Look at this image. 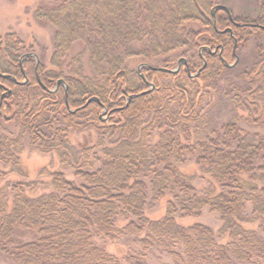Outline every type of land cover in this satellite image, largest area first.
Here are the masks:
<instances>
[{"label": "trees", "instance_id": "obj_1", "mask_svg": "<svg viewBox=\"0 0 264 264\" xmlns=\"http://www.w3.org/2000/svg\"><path fill=\"white\" fill-rule=\"evenodd\" d=\"M216 2L50 0L33 12L52 29L48 69L37 54L36 68L34 57L20 59L27 52L14 33L0 39V164L23 178L18 154L28 144L55 152L75 177L52 172L50 190L40 194L33 193L46 182L0 187L5 263L146 264L148 254H157L171 264H264V134L239 124H264V66L236 70L238 61L229 67L221 61L235 58L248 31L264 29L248 20L239 25L221 8L213 16ZM195 23L199 28L190 27ZM218 45L220 55L200 50ZM181 57L185 64L175 72L143 64L138 76L129 68L132 58L168 69ZM37 77L48 88L61 79V89L49 92ZM145 78L154 87L142 93ZM209 92L245 118L233 114L215 125L212 109H204ZM102 107L109 122L98 118ZM89 128L97 133L92 144L69 142L71 132ZM186 161L210 180L205 187L197 189L195 176L179 169ZM165 197L163 217H147L148 205ZM203 210L218 217L217 231L176 222ZM108 242L139 248L118 258L106 250Z\"/></svg>", "mask_w": 264, "mask_h": 264}, {"label": "rangeland", "instance_id": "obj_2", "mask_svg": "<svg viewBox=\"0 0 264 264\" xmlns=\"http://www.w3.org/2000/svg\"><path fill=\"white\" fill-rule=\"evenodd\" d=\"M50 0H0V39H3L7 33H14V35L23 42L25 51L27 53H35L41 57L46 65V68H51L49 65L51 50H52V43H51V36H52V29L51 27L44 21H38L34 17V9L38 7V5L47 3ZM218 5H223L229 10L231 13L230 17L237 19V22L240 24H244L241 20H248L249 24L253 23L259 19V17L264 19V0H217L216 2ZM239 20V21H238ZM192 28H199V25L190 24ZM216 26L214 25V28ZM218 31V30H217ZM264 34L260 31H248V36L246 40L239 45L235 56L237 58V66L236 70H243V68H249V66L254 62H259L258 66H264ZM218 45L214 49H210L207 47H202L201 49H205L206 52L208 51L210 54L217 53L218 55L222 52V46ZM29 51V52H28ZM40 58V59H41ZM183 58V57H181ZM221 58V57H220ZM222 59V58H221ZM223 60V59H222ZM235 58L232 59L230 62L224 61L226 64L235 65L233 64ZM159 61V60H155ZM204 61V60H203ZM223 63V61H222ZM144 65H151L150 67L154 68H165L164 66H159L157 63H144L143 60L139 58H132L129 61V68L132 69L138 76H143L146 71H144L142 66ZM182 64V63H181ZM180 64V65H181ZM224 64V63H223ZM255 64V63H254ZM170 70H175L177 68L176 64H168ZM189 76L194 77L196 76L197 72H187ZM235 73H238L237 71ZM233 72L232 75H235ZM26 80V78H25ZM24 80V81H25ZM147 84L142 85L144 88L142 93H147L146 91H151L154 87L153 80H147L146 78L143 79ZM143 81V82H144ZM19 82V81H18ZM20 81L19 83H22ZM37 82L40 87L44 88L49 92H55L61 86L60 83H54L51 87H46L44 82L37 77ZM141 86V85H140ZM61 89V88H60ZM262 91L264 92V86ZM136 93V92H135ZM141 93V92H140ZM138 93V94H140ZM134 93L130 92L128 95H125L123 98V102L128 101L131 99ZM137 95V94H135ZM94 97H89L87 99L91 100ZM96 99V98H94ZM86 101V102H87ZM204 109L208 111L211 110V117L213 123L215 125H219L221 122L230 119L233 114H236L240 119H244L246 113L240 109L231 107L228 103H219L218 102V95L215 93H210L205 99ZM67 105V104H66ZM68 110L71 112L74 111L73 108L69 105L66 106ZM110 111L102 107V109L98 113V118L101 121L109 122ZM239 124L242 128L246 131L250 132H257L259 134H264V124L261 126H252L248 123H245L243 120H239ZM12 132H16L17 130L13 126H8ZM97 138V133L93 129H86L79 132H71L68 136L69 142L72 145L76 146H83L86 144H92ZM19 156V163L22 172L24 173V177H20L15 173H9V167L3 166L0 164V171L7 173L4 177L0 176V187L6 181H18V180H27V181H42L46 182L44 188H38L33 194H40L42 192H47L50 190L48 186V181L50 179L49 174L55 171H62L64 173L65 178L73 180L75 177L71 173L70 170L65 169L63 166L60 165L59 160L55 152H48V153H40L33 146L28 144L23 145V148L18 154ZM179 169L186 173V174H193L194 178V186L197 189H201L206 186L207 181H210L207 177L200 174L198 168L195 164L191 161H186L184 164L179 166ZM201 177V178H200ZM168 198L165 197L163 199L158 200L156 203L148 205L145 210V215L150 219H160L165 214L166 209V202ZM176 222L187 226L194 222H201L210 226L213 231H217L221 225L218 217L210 213L208 210H203L202 214L198 218H177ZM242 226L246 229H254L257 227V223H242ZM226 237L220 238V242H225ZM139 248L138 245H127L122 244L119 242H111L106 245V250L113 254L118 258L124 257L129 251H137ZM146 264H171L170 260L164 256H156L148 254L144 260ZM0 264H8L3 261L0 256Z\"/></svg>", "mask_w": 264, "mask_h": 264}, {"label": "water", "instance_id": "obj_3", "mask_svg": "<svg viewBox=\"0 0 264 264\" xmlns=\"http://www.w3.org/2000/svg\"><path fill=\"white\" fill-rule=\"evenodd\" d=\"M216 8H221V9H224L225 11H226V13L229 15V17H230V13H229V11L227 10V8L225 7V6H223V5H216L213 9H212V15L214 16V10L216 9ZM250 26H254V25H250ZM229 31H230V33H231V29H228ZM235 41V40H234ZM220 47V46H219ZM25 56H32V57H34V59H35V68L37 67V64H38V58H37V56H36V54L35 53H25V54H23L22 56H21V58L20 59H22L23 57H25ZM235 57V62L237 61V58H236V56H234ZM221 61H223V63H224V65L225 66H232V65H230V64H226L225 62H224V60H222L221 59ZM234 62V63H235ZM181 63H185V59L184 58H180V59H178V61H177V68L175 69V70H170V69H165V68H154V67H150L149 66V68L151 69V70H163V71H167V72H175L178 68H179V66H180V64ZM233 63V64H234ZM205 66V62H203V65H202V67H204ZM202 67L197 71V73L202 69ZM196 73V74H197ZM60 82H62V80L61 79H59V80H57V84L58 83H60ZM65 89H66V87H65ZM146 92H149V91H146ZM89 101V100H88ZM87 101V102H88Z\"/></svg>", "mask_w": 264, "mask_h": 264}, {"label": "flooded vegetation", "instance_id": "obj_4", "mask_svg": "<svg viewBox=\"0 0 264 264\" xmlns=\"http://www.w3.org/2000/svg\"><path fill=\"white\" fill-rule=\"evenodd\" d=\"M239 25H243V24H239ZM249 25L258 26V27L264 29V24H262V23L261 24H259V23H250ZM228 29H230V28H226V30H228ZM228 32H230V31L228 30Z\"/></svg>", "mask_w": 264, "mask_h": 264}]
</instances>
